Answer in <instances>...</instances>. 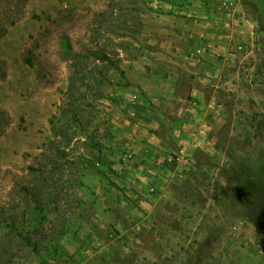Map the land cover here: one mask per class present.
<instances>
[{"label": "rangeland", "instance_id": "374dc122", "mask_svg": "<svg viewBox=\"0 0 264 264\" xmlns=\"http://www.w3.org/2000/svg\"><path fill=\"white\" fill-rule=\"evenodd\" d=\"M0 214L15 264H264V0H0Z\"/></svg>", "mask_w": 264, "mask_h": 264}, {"label": "trees", "instance_id": "16d2710c", "mask_svg": "<svg viewBox=\"0 0 264 264\" xmlns=\"http://www.w3.org/2000/svg\"><path fill=\"white\" fill-rule=\"evenodd\" d=\"M90 55H93L95 59L106 63L107 61H109L115 69L118 70V72L120 73L121 76H124V72L121 68H119V66L117 64H115L113 61H111L107 55V53L104 50L101 49H94V50H90L89 52ZM27 62L29 64L32 63V61L30 60V58H26ZM105 65V64H104ZM103 76H101V74L96 76H91V69L88 70H84L83 68H77L76 70H74L73 72H71L68 76V85H67V91L69 93V97H73V93L77 90V89H84V91H90L91 87L93 86L92 83L94 84H98V82L103 81ZM98 89V88H97ZM98 92V90H96ZM77 95L75 94L74 98ZM80 108L78 107H74V108H70L68 110H65V112L69 113L72 115L73 119H77L76 116L79 114ZM53 134L55 136H59V137H65L66 141L64 142L66 145H69V142L72 138V136H67L65 134V130L63 128H59V126H57L54 131ZM61 153L62 151L57 148L56 153L54 155V157L49 160V166H48V170H44V168L46 169L45 166H41V168H37L38 172H40V174H37L36 178H34V182L32 183V186L30 188V195L31 198L34 199V201L36 203H42L44 206V204L46 205L48 202L46 201L47 198L51 199V196H54L55 198L57 196L60 195L61 191H57V187H55V177H54V172L55 169L58 165L57 163V158L60 156L59 153ZM33 168V167H32ZM35 170V168H34ZM54 187V188H53ZM25 192L27 193V186L24 187ZM54 191V193H53ZM40 206V207H41ZM2 216V214H0ZM0 216V224L2 225V227L5 229V236H7L8 234H11L12 237L13 235H18V242H17V248L16 251H20V249H22V246H29L28 248L33 252V253H37L38 249H37V245L38 243L34 240V235L32 233H25V235L20 234L16 227L14 226V218L13 216H8V214H6L5 216L1 217ZM58 245V241L56 240L54 243V249H50L48 248L46 251L49 253L52 250H57L56 246ZM27 249V248H25ZM9 249L7 247H5L4 245H0V264H15V259L17 257V254L13 251H8ZM54 253V252H53Z\"/></svg>", "mask_w": 264, "mask_h": 264}]
</instances>
